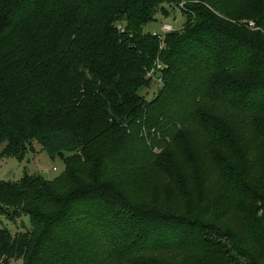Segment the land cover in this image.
Here are the masks:
<instances>
[{"label":"trees","instance_id":"1","mask_svg":"<svg viewBox=\"0 0 264 264\" xmlns=\"http://www.w3.org/2000/svg\"><path fill=\"white\" fill-rule=\"evenodd\" d=\"M180 3L0 0V154L21 158L34 139L50 157L73 152L59 177L0 180V212L31 221L16 233L0 222V264H200L201 252V264H264V164L253 154L264 140L253 122L264 113V3ZM177 8L185 22L162 47L145 27ZM150 80L162 85L147 98ZM198 124L213 160L192 167L175 141ZM146 169L193 198L196 218L122 181Z\"/></svg>","mask_w":264,"mask_h":264},{"label":"rangeland","instance_id":"2","mask_svg":"<svg viewBox=\"0 0 264 264\" xmlns=\"http://www.w3.org/2000/svg\"><path fill=\"white\" fill-rule=\"evenodd\" d=\"M185 2L186 0H181V2ZM257 0H254V2ZM264 0H258V2ZM248 2L252 3L253 0H248ZM170 10L169 16L164 15L159 12L156 15V20L149 23L146 27V31H151L152 33L158 32L164 33L163 28L164 25H172L175 29H180L184 22L185 16L179 11V9ZM257 18H260L258 16ZM250 19V18H249ZM257 19L249 20L253 24H256ZM3 51L6 52V47L3 46ZM162 85L157 80H150L149 85L145 87L141 91V93L150 98L151 95L157 91ZM255 121H253L257 126L264 125V113H260L258 116L254 117ZM199 125V124H198ZM196 131H202V133H197ZM179 139L175 141L177 144V149L180 148L182 152H185L188 157H190V164L185 162L187 165L192 166L191 162L194 160H198L202 162H211L210 159L213 160L212 150L214 146V141H212V137L209 136L207 132H205L202 127L196 125L195 129L191 131L184 132L182 135L178 136ZM181 141V143H180ZM263 146L257 151H254L253 154L257 156V164L258 167L261 163L264 164V140H262ZM185 146H188L185 148ZM2 147H0L1 149ZM225 153L223 154V161L228 163L233 161V153L232 149L224 146ZM252 154V155H253ZM73 155V152H67L64 155H58L55 157H50L42 148V144L38 139H34L31 142V146L26 150L25 155L21 158H15L13 156H8L4 154H0V180L7 181H19L21 180L25 174H41L42 176L53 179L62 175L65 169V160L67 157ZM174 159H177L178 153H171ZM187 157V159H188ZM186 159V160H187ZM181 167L180 163L178 168ZM261 173H264V166L261 167ZM202 172V170H200ZM264 177V176H263ZM122 181L128 182L134 191L140 192L141 201H146L147 199H157L158 201L166 202L172 205L171 209L182 211L185 216L190 219H195L198 215L195 209H193L192 200L193 198H180L179 197V186L175 185L171 182H162L158 180L157 173L151 172L150 170H142V171H131L127 173H123ZM161 183V187L159 189L162 190L161 198H142L144 195L146 196L148 193L152 192L153 196L158 192L157 186ZM157 189V190H156ZM226 192L224 189H218L217 194L215 195V199L222 200V196ZM146 199V200H145ZM219 203L215 206L212 215L207 217L205 220L206 223H213L215 221V215L218 211ZM0 222L1 225L11 230L12 233H16L18 231L25 230L31 226L30 217L28 215H23L17 213L15 218L9 219L5 214L0 212ZM190 229L189 227H186ZM209 256L208 253L201 252V257L204 259H200L201 262H204L205 257ZM195 264V262H189ZM10 264H21L20 260H13ZM113 264V263H110Z\"/></svg>","mask_w":264,"mask_h":264},{"label":"built area","instance_id":"3","mask_svg":"<svg viewBox=\"0 0 264 264\" xmlns=\"http://www.w3.org/2000/svg\"><path fill=\"white\" fill-rule=\"evenodd\" d=\"M185 4V2H181L180 3V7H182L183 5ZM179 11H181V9H179ZM251 25H253L252 23H251ZM173 30H175V28L172 26V25H164V28H163V31H164V33L162 34V33H158V32H155V34H157V36H158V38H159V40H161V44H162V47L164 46V41H165V34L166 33H168V32H171V31H173ZM158 68H161V64L160 63H157L156 64V67H154V68H152L148 73H147V76L148 77H153V76H155V74H156V70L158 69Z\"/></svg>","mask_w":264,"mask_h":264}]
</instances>
